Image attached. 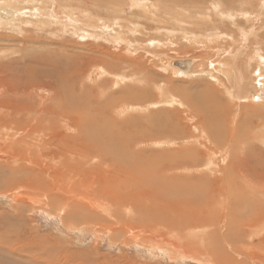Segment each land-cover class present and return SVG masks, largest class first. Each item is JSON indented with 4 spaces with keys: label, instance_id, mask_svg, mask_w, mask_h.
<instances>
[{
    "label": "rangeland",
    "instance_id": "rangeland-1",
    "mask_svg": "<svg viewBox=\"0 0 264 264\" xmlns=\"http://www.w3.org/2000/svg\"><path fill=\"white\" fill-rule=\"evenodd\" d=\"M46 3L43 11L24 9L19 18L0 19V80L21 82L19 89L11 93L0 86V153L7 155V159H0V264H226L213 259V249L203 246L202 240L216 225L220 235L227 233L230 221L237 229L232 243L238 253L225 245L222 237L213 243L217 253L228 264H260L257 257L264 256L261 242L253 243L255 249L249 239L253 233L263 236L264 219L253 226L250 218L254 217V208L245 207L241 196L235 206L228 207L226 199L220 201L222 204L216 200L218 203L211 207H191L190 198H181L171 185L162 186L167 178L160 180V176L161 170L171 165H181L172 176L199 175V171L190 173L183 166L198 162V156L201 171L209 175L206 181L220 190L225 189L224 168L234 164L229 169L234 170V182L241 189L247 185L257 189L264 203V172L259 178L260 171L254 168L264 167V99L253 100L264 95V0ZM28 11L33 15L29 16ZM82 11L84 15L80 14ZM76 24L81 27L75 29ZM66 46L76 54L92 55L93 64L102 61L106 74L99 77L97 66L85 65V75L71 84L73 91L68 82L63 85L47 75L49 78H41V70H37L40 60L53 59L54 50L58 54L67 52L61 50ZM184 58L195 61L190 75L166 67V59ZM32 63L38 71L29 79H33V91L27 87L29 81L24 83L23 69ZM116 78H120L118 84H112ZM61 88L63 93L77 91L82 96L90 91L93 120L89 122L81 112V121L73 126L67 120L70 114L45 115L43 108L57 111L54 100L56 96L60 103L56 91ZM257 100L262 103H254ZM70 105L67 100V107ZM80 105L87 110L84 103ZM34 117L51 127L50 133L44 131V147L53 150L48 143L55 138L52 135H57L62 148L69 145L86 154L75 171L79 172V185L85 184L92 195L93 207L87 205L84 187L75 186L77 191L73 192H81L85 200L64 192L65 184L71 188L69 177L49 175L48 170L35 168V163L45 165L38 160L50 159L38 142L40 134L30 135L40 130L33 122L29 124ZM64 123L69 127L63 129ZM77 133L86 150L89 148L87 152ZM73 138L77 148L72 147ZM169 143L176 145L168 147ZM199 144L205 148L199 147L200 154L192 156ZM53 155L55 161H50L51 165L61 157ZM239 162H248L253 168L247 165L243 169ZM56 182L61 183L56 189L32 187L35 183L48 186ZM70 201L84 207L77 209L79 215L73 207V212L65 217L62 207ZM181 203L185 207H179ZM185 208L186 215L195 208V220H189L194 223V230L184 231L185 228L181 233L183 225L177 223L187 219L181 214ZM220 219L222 223L217 224Z\"/></svg>",
    "mask_w": 264,
    "mask_h": 264
},
{
    "label": "bare ground",
    "instance_id": "bare-ground-1",
    "mask_svg": "<svg viewBox=\"0 0 264 264\" xmlns=\"http://www.w3.org/2000/svg\"><path fill=\"white\" fill-rule=\"evenodd\" d=\"M49 1H47V3H48ZM99 2V1H98ZM138 2V1H137ZM35 3V4H34ZM45 3H46V0H0V19H3V21H5V20H7L8 21V19L9 18H15V17H17V18H19V17H21L20 16V14H21V12H22V10H24V9H28V10H32V11H34L33 10V8H39V9H42V11H43V7H44V5H45ZM47 3H46V5H47ZM50 3V2H49ZM93 4V3H92ZM138 4V3H137ZM33 5H35V6H33ZM100 6V5H99ZM139 6V5H138ZM71 8H72V6H70ZM103 7V6H102ZM60 8V7H59ZM48 9V8H47ZM70 9V8H69ZM104 9V8H103ZM61 10V9H60ZM71 10V9H70ZM28 12H30V11H28ZM59 12V11H58ZM83 12H84V14H85V11H82L80 14H83ZM35 13L36 12H34V15H35ZM38 14V13H37ZM79 14V15H80ZM83 14V15H84ZM11 17H10V16ZM33 14H31V12L29 13V16H32ZM109 16V15H108ZM35 17H38V15H36ZM78 18V17H77ZM108 18V17H107ZM109 19V18H108ZM22 20V19H21ZM31 20V19H30ZM77 20V19H76ZM29 21V20H28ZM32 21V20H31ZM70 22V21H69ZM57 25V24H56ZM75 26V27H74ZM73 27L75 28V29H79V27H81L80 25H74ZM63 27V26H62ZM73 28V29H74ZM62 29V28H61ZM109 29V28H108ZM70 30V29H69ZM82 31V34H85V31H83V30H80V32ZM91 31V30H90ZM101 31V30H100ZM86 34H87V32H86ZM112 34V33H111ZM97 35V34H96ZM86 36H90V34H87ZM101 36V35H100ZM100 36H98V37H100ZM103 36V35H102ZM106 37V36H105ZM108 37V36H107ZM83 38V37H82ZM110 38V37H109ZM110 41V40H109ZM112 41V40H111ZM61 47H63V46H61ZM67 48H69V47H65V48H63V49H61V50H66L67 52H64V53H61V54H58L57 52H56V50H54L53 52H52V57L51 58H53V59H48V60H40V62H39V66H37L38 67V69L36 68V67H33L32 68V66H34V63H32L33 65H29V67L25 64V66H23V69H25V71H24V83L25 82H28L29 81V79H30V77H32V75L34 74V73H36V72H38V71H36L35 72V70H34V68H36L37 70H41L40 72H41V78H42V76L44 77V79H47V78H49L50 76H51V78L50 79H59V82L58 83H60V84H63L64 85V83L65 82H68L69 83V87H71V89H72V91L74 90L73 89V87H72V85H74L76 82H79L81 79H82V76H84L85 75V70H84V68H85V65H89V64H93V56L92 55H88L87 57L86 56H82V55H80V54H76L75 52H71V51H69V50H67ZM84 49V48H83ZM88 49V48H87ZM57 50H60L59 48L57 49ZM61 50H60V52H61ZM88 51H90L91 52V49L90 50H88ZM63 52V51H62ZM85 52V51H84ZM58 54V56L57 57H55L56 55ZM55 57V58H54ZM64 58V61H65V59H67L66 61H68V62H65L64 63V61H63V64L62 63H60L59 61L61 60V59H63ZM169 59H166L165 60V62H166V67H168V68H171V69H173L174 71H176V72H179V73H182L181 75H190V72H191V70H189L194 64H195V61L194 60H192V59H189V58H184V59H177V60H180V61H188V63L189 62H191V64H190V66L188 67V69L186 70L185 69V71H178V70H176V68H174V66L172 65V64H169L170 62L168 61ZM171 60H175V59H171ZM57 61V62H56ZM36 62V61H35ZM62 62V61H61ZM102 62V61H101ZM101 62H99L98 64H93V67H96L97 68V71H100L101 72V74H100V72H99V74H100V76L99 77H101L102 75H105L106 73H104L105 72V67H103V66H101L102 65V63ZM37 63V62H36ZM57 63H59V64H57ZM67 63V65H65ZM0 69H1V67H0ZM232 71V70H231ZM40 72L37 74V75H39L40 76ZM13 73H14V71H13ZM98 73V72H97ZM90 74H92V73H90ZM49 76V77H47V76ZM35 76V75H34ZM212 76V75H211ZM110 77V76H109ZM39 78V77H38ZM127 78V77H126ZM120 79V78H119ZM119 79L118 78H116V79H113L111 82H112V84L114 83V84H116V81H117V84H118V81H119ZM41 81H42V79H41ZM50 81V80H49ZM18 81H12L11 79H7V80H3V81H1L0 80V86H4L5 87V90H6V92H9V93H11L12 91L14 92V91H16L15 89H19V85L21 84V82L20 83H17ZM51 82V81H50ZM71 82V83H70ZM33 79L31 78V80L28 82V88L29 89H31V91H33L34 89H32V88H34L33 87ZM43 83V82H42ZM52 83V82H51ZM2 84H6L7 86H5V85H2ZM72 84V85H71ZM87 84V83H86ZM50 85V84H49ZM51 86V85H50ZM62 86V85H61ZM90 86V85H89ZM23 87V86H22ZM32 87V88H31ZM44 87H46V86H44ZM83 87V86H82ZM86 87V86H85ZM3 88V87H2ZM39 88V84H38V86H37V89ZM48 88V87H47ZM54 88V87H53ZM79 88H81V87H79ZM86 88H88V87H86ZM238 88V87H237ZM49 89V88H48ZM47 89V90H48ZM55 89V88H54ZM83 89H84V87H83ZM90 89V88H89ZM49 90H51V88L49 89ZM56 90V89H55ZM61 91H56V92H58L57 93V96L58 97H60V103H58L57 102V97L55 96V100H54V98H53V100L55 101V103L57 104V106H56V110L57 111H53V110H51V109H48V108H43L42 109V111H44V114L45 115H54V114H56L58 117H62V116H65V117H68V116H66L65 114H70V117L67 119L69 122H71V123H73V126H76V125H78V124H76V122H78L79 120H80V117H79V115H80V113H81V116H83L85 119H87L88 121L89 120H93V109H92V100H93V96L92 95H90L89 93H90V91H89V95L87 94V95H85V96H82V94H78L77 93V91H76V94H75V92H72V93H70V91H68L70 94H66V93H63L62 92V88L60 89ZM86 90V89H85ZM36 92H37V90H36ZM45 92V91H44ZM93 92V91H92ZM54 95H56L55 93H53ZM63 94V95H62ZM262 94V93H261ZM40 98V97H39ZM82 99H84V101H81ZM256 100V99H264V95H258V96H255V98H253V100ZM67 100H68V102H71V105L70 106H68L67 107ZM81 101V102H79V101ZM252 100V101H253ZM262 103V101H254V103ZM85 104L86 105V108H87V110L86 109H83V107L80 105V104ZM77 107H79L80 109H78ZM99 108V107H98ZM249 110H250V108H248ZM255 109V108H254ZM82 110V111H81ZM255 110H257V109H255ZM252 111V110H251ZM253 112H255V111H253ZM37 114H39V112H37ZM255 114V113H254ZM36 116V115H35ZM170 118V117H169ZM63 119V118H62ZM29 120V119H28ZM168 120V119H167ZM36 121V122H35ZM81 121V120H80ZM87 121V122H88ZM251 121H252V119H251ZM32 122L34 123V124H36L37 126H39L40 127V130H35V131H33L30 135L32 136L34 133H39L40 134V137H38L39 138V141L38 142H40L41 143V147H44L43 146V142H42V137H45V135H44V133L46 132V131H48L49 130V133H50V129H51V127L50 126H47V125H45L44 124V121L43 120H40V119H38V117H34V119H30L29 120V124L31 125L32 124ZM47 122V121H46ZM90 122V121H89ZM79 123V122H78ZM249 123V122H248ZM49 124V123H48ZM65 124V126H64V128L63 129H65V128H68L69 126L66 124V123H64ZM87 124V123H86ZM250 124V123H249ZM50 125V124H49ZM87 125H89V124H87ZM80 126V125H79ZM47 127H49V128H47ZM86 127V126H85ZM47 128V129H46ZM76 128V127H75ZM78 128H80V127H78ZM99 128V127H98ZM97 128V129H98ZM46 129V130H45ZM211 129H214V127L212 128L211 127ZM87 130V129H86ZM41 131H43V132H41ZM45 131V132H44ZM76 131V130H75ZM90 131H92V130H90ZM83 132V131H82ZM85 132V131H84ZM91 133V132H90ZM124 133V132H123ZM86 134V133H85ZM263 139H264V131H263ZM29 135V136H30ZM77 135H78V133H77ZM53 137H55V138H53V137H50V138H53V139H51L50 141H49V143H48V145H53V147H54V149L52 150V148L50 149V148H46V147H44V148H46V155H47V159L49 158L50 159V161H55V159H54V153L55 154H59L61 157L60 158H57V162H56V164H53V165H51L47 160V162H42L41 160H38L37 162H40L41 164H45L44 165V167H42V166H40V165H38V164H34V166H35V168L36 169H38V170H44V171H49V175L50 174H54V175H57V176H66V177H69L70 179H68L67 180V182H69V180H70V185H71V188H68V186L66 187V185L67 184H65V186H63V190H64V192L65 191H68V192H65V193H68L69 195L71 194V195H74L75 197H82L83 198V196H81L82 194H81V192H77V193H75V192H73V190H75V186L76 187H78V189H79V187L80 186H82V187H84L85 189H83V190H85L84 192V197L86 198V201H87V198H88V202H87V205H90V207L92 206L93 207V198H92V195L87 191V188L84 186L85 184H80L79 185V183L81 182L80 180H77L78 179V171L76 170L75 171V167H77L78 168V162H80L81 160H83L85 157H86V154L85 153H83V152H81V150H78V149H75V148H71V146H66V147H64V148H62V144L60 143V141L57 139L59 136H57V135H52ZM79 136V135H78ZM86 136V135H85ZM87 136H88V132H87ZM91 136V135H90ZM113 137H114V135H113ZM158 137V136H157ZM255 138H257V137H255ZM44 139V138H43ZM55 139H57V144H54V141L53 140H55ZM79 141H80V144H81V147H84L85 146V143H84V141L82 140V138L79 136ZM77 139V140H78ZM90 139V138H89ZM195 139V138H194ZM86 140H88L87 138H86ZM92 140V139H91ZM113 140V139H112ZM89 141V140H88ZM110 141V140H109ZM189 141V140H188ZM76 139H74L73 138V142H72V147H76L77 148V144H76ZM87 142V141H86ZM167 143V142H166ZM88 143H86V145H87ZM114 144V143H113ZM148 144V143H147ZM168 144V143H167ZM138 145V144H137ZM145 145V144H144ZM170 145L171 146H174V145H176V144H171V143H169V146L168 147H170ZM46 146V145H45ZM92 146H93V143H92ZM198 146V145H197ZM204 145L203 144H199V146H198V149H197V152L194 154L193 153V155L192 156H196V155H198V154H200L199 152H200V150H199V147L200 148H202ZM37 147H39V146H37ZM86 147V146H85ZM138 147V146H137ZM175 148V147H174ZM186 148H188V147H186ZM204 148H205V146H204ZM85 150L87 149V147L86 148H84ZM109 149V148H108ZM118 149V148H117ZM195 149V148H194ZM88 150H89V148H88ZM88 150H86V152L88 151ZM53 151H54V153H53ZM91 151V150H90ZM161 151V150H160ZM183 151V150H182ZM188 151V150H187ZM192 151H194V150H192ZM125 152V151H124ZM166 152H168V150L166 151ZM53 153V154H52ZM133 153V152H132ZM169 153H171V152H169ZM177 153H179V152H177ZM184 153V152H183ZM167 155H169V156H172V157H174V155H172V154H168V153H166V156ZM202 155V154H201ZM128 156V155H127ZM176 156H178V155H176ZM0 157H1V159H7V155H5V154H2V153H0ZM72 157H74L75 159H73ZM87 157H88V155H87ZM156 157L157 158H160L161 156L159 155V156H157L156 155ZM198 156H196V161H198V162H194V163H192V165L189 163V164H185V165H183L184 167H185V170L186 171H189L190 173L191 172H195L196 171V173L197 174H199V175H196V176H193V173L192 174H190V175H187V176H180V177H176V174H175V176H172L174 173H176V172H178L179 171V168L178 167H181V165H174V166H170L169 168H164L163 170H161V171H163L162 173H161V176H160V180L162 179V177H165V178H167V180L165 181L166 183L164 184L163 182H162V186H164V185H171V189H173V188H176L175 190H177L178 192H177V194H179L180 196L182 195H186V201L188 200L187 199V197L188 198H190L189 200H191L192 202H191V207H211V206H213V205H216L217 203H216V200L217 201H219V203H221L220 201H225L226 199L228 200V207H230L231 205L232 206H235V204L237 203V204H239V200L241 201V198L239 197V196H241L242 198H243V200H244V202H243V204H244V206L245 207H252V208H254V210H253V213L252 214H254V217L253 218H250V219H252V221L254 222L253 223V226L255 225V227H256V223L257 222H259V219L261 220H263L264 219V203L259 199V197H262V196H259V195H261L259 192H256L257 191V189L255 190V189H252V186H251V188H247L248 187V185H247V187L246 188H243L245 191H243V189H241L240 188V185L238 184V183H235L234 182V180H233V176H232V173H233V171L234 170H232V171H229V169H230V166L232 165H234V164H230V166H228V168H224V180H223V183L225 184V189H223L222 187L220 188V190H219V188H214V186H213V184L212 183H210V182H207L206 180H207V178L209 177V175H208V173L207 172H205V171H201V169H200V167H199V159L197 158ZM77 158H79L78 160H77ZM90 158H92V157H90ZM111 158V157H110ZM156 158V160H158V161H160V159H157ZM200 158V157H199ZM198 159V160H197ZM209 159H211V158H209ZM209 159L207 160V162H211V161H209ZM237 159V158H236ZM236 159H234V161L236 160ZM93 160V159H92ZM91 160V161H92ZM25 161H28V160H25ZM87 161V160H86ZM177 161V160H176ZM205 161V160H204ZM222 161H223V159H222ZM90 162V161H89ZM87 163V162H86ZM164 163V162H163ZM81 164V163H80ZM119 164V163H118ZM160 164H162V163H160ZM239 165H240V162L238 163ZM238 164H236V165H238ZM249 163L248 162H245V163H241V165H240V167L241 168H243V169H247L246 167H247V165H248ZM73 165H74V167H73ZM78 165V166H77ZM88 165V164H87ZM120 166H123V165H120ZM231 166V167H232ZM84 167V166H83ZM248 167H250L249 165H248ZM80 168V167H79ZM81 168H82V166H81ZM251 168V167H250ZM249 168V169H250ZM252 168H253V166H252ZM251 168V169H252ZM254 168H256L255 169V171L257 172V170H259L260 172H257L258 174H257V177H259V178H261L262 176L261 175H263V172H264V167L262 166H260V167H258V166H255ZM92 169H93V167L92 166H90V171H92ZM117 169H118V167H117ZM37 170V171H38ZM83 170V169H82ZM81 170V171H82ZM170 170H173V173H171L170 172ZM174 170H176V172L174 171ZM33 171L35 172L36 170L35 169H33ZM68 171H70L69 172V174H68V176H67V173H68ZM160 171V172H161ZM83 172V171H82ZM114 172H116V170L114 171ZM164 173H165V175H164ZM166 173H169V176H166ZM248 174V173H247ZM80 175L82 176V174L80 173ZM90 175H92V174H90ZM84 176H86L85 174H84ZM244 176V175H243ZM255 176V175H254ZM87 177V176H86ZM205 178V179H204ZM245 178V177H244ZM175 179V180H174ZM260 180V179H259ZM66 181V178H64L63 180H62V183L63 182H65ZM76 181H78V182H76ZM261 181H263V179H261ZM78 183V184H77ZM248 183H250V182H248L247 181V184ZM61 185V183H59V182H56V183H51V184H49L48 186H38L36 183L34 184V185H32V187H34V189L36 190L37 189V187H39V188H45V189H47V190H51V189H56L57 188V186L59 187ZM91 185V184H90ZM90 185H89V187L88 188H90ZM111 185H113V184H111ZM237 185H239V187H237ZM251 185H254V184H251ZM113 187H115V186H113ZM213 187V188H212ZM254 187V186H253ZM261 187H262V185H261ZM30 188V187H29ZM30 189H33V188H30ZM33 189V190H34ZM109 189V188H108ZM108 189H106V190H104V191H107ZM111 189V188H110ZM109 189V190H110ZM113 189V188H112ZM217 189V192H215V190ZM47 190H43V191H47ZM61 190V189H60ZM90 190V189H89ZM114 190V189H113ZM260 190V189H259ZM75 191H77V190H75ZM91 193L93 192V189L91 188ZM103 191V192H104ZM111 191V190H110ZM167 191V190H166ZM180 191V192H179ZM185 191V192H184ZM60 192V191H59ZM63 192V193H64ZM102 192V193H103ZM183 192V193H182ZM262 192V191H261ZM47 193V192H46ZM45 193V194H46ZM83 193V192H82ZM171 193L173 194L174 192L173 191H171ZM79 194V195H78ZM104 194H106V195H108L107 194V192L105 193L104 192ZM176 194V195H177ZM249 194V195H248ZM216 195V196H215ZM263 195V194H262ZM182 196H181V198H182ZM178 197V196H177ZM217 198V199H216ZM84 199V198H83ZM223 199V200H222ZM259 199V200H258ZM85 200V199H84ZM201 200V201H200ZM242 200V201H243ZM39 201V200H38ZM95 202H96V200H95ZM105 202V201H104ZM103 202V203H104ZM162 202V201H161ZM190 202V201H189ZM35 203V202H34ZM106 203H108V202H106ZM163 203V202H162ZM224 203V202H223ZM152 204V203H151ZM164 204H166V203H164ZM188 204H190V203H188ZM222 204V203H221ZM36 205V204H35ZM103 205L104 204H99V205H97V206H99V207H103ZM240 207H241V205H239ZM73 207H75L76 208V215L78 214V213H81L80 212V210H77L79 207L81 208V207H84V206H82V205H79L78 203H76V202H74V201H70L69 202V204H68V206L67 207H62L63 209H61V210H63V212L65 213V217L70 213V212H73ZM179 207H185L184 205H183V203H181L180 205H179ZM223 207H226V206H223ZM231 209V208H230ZM245 209V208H244ZM56 210V209H55ZM186 210V208L185 209H183V211H181V214H184L185 215V217H187V219L185 220V219H182V221H183V223H177L178 225H180V224H182L183 226H181L180 228H182L181 230H179L181 233H183L184 231H190V230H192L193 228V225H194V223L193 222H190V221H192L195 217V215L194 216H192V214L194 213L195 214V208L193 209V208H191V210H190V212H191V214H190V212L186 215L185 213L187 212V211H185ZM189 210V209H188ZM200 210V209H199ZM214 210V209H213ZM234 211V210H233ZM60 212V211H59ZM190 214V215H189ZM70 215V214H69ZM79 215V214H78ZM189 215V216H188ZM213 215V217H214V215H215V212H214V214H212ZM182 216V215H181ZM192 217H194V218H192ZM192 218V219H191ZM214 218H216V217H214ZM214 218H212V219H214ZM223 218V217H222ZM191 219V220H190ZM230 219V218H229ZM257 219V220H256ZM190 220V221H189ZM195 220V219H194ZM193 220V221H194ZM198 220V219H197ZM211 220V219H210ZM226 220V219H225ZM213 221V220H212ZM252 221H249V223L250 222H252ZM174 222V221H173ZM180 222H181V220H180ZM200 222V221H199ZM208 222V221H207ZM206 222V223H207ZM211 222V221H210ZM214 222V221H213ZM219 222H221L222 223V220L220 219V220H217V224H219ZM198 223V222H197ZM229 224H227V226H228V232L227 233H225V234H223V235H220L219 233H221L217 228H216V226H214L215 227V230L214 231H211L210 233H208V236H207V238H203V240H202V244H203V246H205V245H209L213 250L212 251H214V253L215 254H213V255H211L212 257H213V259H215V260H217V261H219V263H222V262H226V264H228V262L227 261H225V259L223 258H221V256L222 255H220L219 253H217V251L215 250V246L213 245V243L215 242V240H217L218 238H219V240H220V238L222 237V239H223V241H224V244L225 245H228L229 247H230V249H232V251L233 252H235V253H238L235 249H233L234 247H235V245H233V243H232V240H233V238L235 237V236H237V234H236V231L235 230H237L235 227L236 226H234L233 225V223L230 221V222H228ZM196 224V223H195ZM174 225V224H173ZM214 225V224H213ZM167 226H169V225H167ZM219 226V225H218ZM191 227V228H190ZM241 227V226H240ZM162 228H164V227H162ZM185 228H187V229H185ZM195 228V227H194ZM197 228H201V226H199V227H197ZM202 228H204V226L202 227ZM207 228V227H206ZM185 229V230H184ZM205 229V228H204ZM213 229V228H212ZM184 230V231H183ZM194 230V229H193ZM197 230V229H196ZM264 230V229H263ZM255 231V230H254ZM180 232H178L179 233V237H180V239H182L183 238V240H184V237H182V234L180 233ZM206 233V232H205ZM239 233H240V231H239ZM251 233H253V231H251ZM201 234H202V232H201ZM204 234V233H203ZM254 234V236L253 237H250V239H249V241H250V244H252L251 245V247L252 248H255L256 249V245H253V243H257V244H259L260 242H261V245L259 246V247H261L262 248V250H264V234H263V236H260V237H258V235H257V233H253ZM262 235V234H261ZM189 236V235H188ZM200 236V235H199ZM202 236H204V235H202ZM192 238V237H191ZM188 239V238H187ZM187 239H186V241H187ZM200 239H202V238H200ZM189 240V239H188ZM191 241V240H190ZM234 241V240H233ZM184 243H185V240L183 241ZM183 243V244H184ZM187 243H188V241H187ZM201 244V245H202ZM24 245V244H23ZM188 245V244H187ZM187 245H182L183 247L185 246H187ZM217 245V244H216ZM204 248V247H203ZM185 249H187V248H185ZM208 249H209V247H208ZM216 251V252H215ZM209 252V251H208ZM187 253H189V252H187ZM208 254V253H207ZM188 255V254H187ZM186 255V256H187ZM185 256V255H184ZM210 256V257H211ZM257 262L258 263H260V264H264V256L263 257H260V256H258L257 257ZM218 263V262H217Z\"/></svg>",
    "mask_w": 264,
    "mask_h": 264
},
{
    "label": "water",
    "instance_id": "water-1",
    "mask_svg": "<svg viewBox=\"0 0 264 264\" xmlns=\"http://www.w3.org/2000/svg\"><path fill=\"white\" fill-rule=\"evenodd\" d=\"M168 61L170 62L169 64H172L174 68H176V70L178 71H185V69L187 70L191 64V62L188 63V61L171 60V59H169Z\"/></svg>",
    "mask_w": 264,
    "mask_h": 264
}]
</instances>
